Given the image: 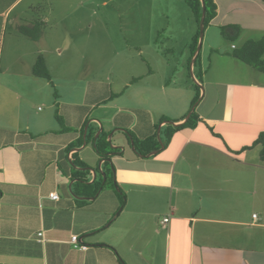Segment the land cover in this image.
<instances>
[{
  "label": "crops",
  "instance_id": "0c3cea01",
  "mask_svg": "<svg viewBox=\"0 0 264 264\" xmlns=\"http://www.w3.org/2000/svg\"><path fill=\"white\" fill-rule=\"evenodd\" d=\"M147 1L0 0V264H264V161L255 145L264 73L229 55L264 38V0H214L204 32L223 42L210 40L201 61L199 121L143 158L130 139L183 124L195 97L186 59L167 72ZM229 25L241 30L237 44L220 33ZM136 39L141 46L130 44ZM39 58L48 79L33 75ZM100 127L115 147L105 162L118 190L100 188L78 204L71 159L90 183L86 168L97 172L102 160L87 149ZM73 235L88 249H73Z\"/></svg>",
  "mask_w": 264,
  "mask_h": 264
},
{
  "label": "trees",
  "instance_id": "16d2710c",
  "mask_svg": "<svg viewBox=\"0 0 264 264\" xmlns=\"http://www.w3.org/2000/svg\"><path fill=\"white\" fill-rule=\"evenodd\" d=\"M185 5L189 8L190 13L193 16L194 22L196 23L197 30L195 34L193 35L189 48V58L186 62V69L189 72V65L190 60L196 50L197 43H198V37H199V22L201 18L202 13V7H201V1L200 0H183ZM205 7H206V13H205V20H204V29L210 25V23L213 21V19L216 17V4L214 0H204ZM220 33L222 37L227 39L229 42L238 40L241 35V30L236 25H229V26H223L220 27ZM231 57L234 59L240 61L241 63L248 65L252 68L257 69L258 71H261L264 73V38L261 40H249L245 42L240 48H236L233 50L230 54ZM198 67V80L199 83H203L202 78L207 70V67L203 70L201 68V50L199 55L197 56V59L193 66V73L195 68ZM33 75L37 77H41L44 79H48L49 75L48 72L44 66L43 60L39 58L34 66L33 69ZM196 78V79H198ZM197 91L195 93V97L191 103V108L196 104L199 96H200V89H198L197 86H195ZM163 121H166L165 118H161L159 120V123H162ZM199 119L197 116V113L195 110L191 113L190 118L185 123L179 125V126H171L167 125L163 131L160 132V139L164 146H166L171 138V136L176 132L184 128H194L196 124L198 123ZM157 128V127H156ZM91 138V135L87 132L86 139ZM134 142V147L137 152L141 153V155H147L150 152L154 150H158L160 148V143L157 140L156 133L144 140H137L134 137H132ZM79 143H75L74 145H78ZM95 151L97 152L99 158L101 160L109 159L110 157H106V148L109 146V143L107 142V137L105 133H101L99 138L95 141ZM73 145V146H74ZM255 145L261 146V160L264 161V130L259 133L258 138L255 141ZM73 165L78 166L80 168L85 167L84 163L79 161L78 158H72L71 159ZM109 164L104 163L102 167V171L105 173L106 176V182L102 184V176L99 174L98 179L94 180L92 184H87L89 175L88 171H74L71 178L72 180H77V183L74 185L73 188H71V193L73 195H76L78 197L81 196H95L97 192L100 190V188H104L106 186H110L112 188L116 187V182H114L113 178V170L111 171V168H107ZM0 197H1V190H0ZM78 204H84V200H77ZM123 204V203H122Z\"/></svg>",
  "mask_w": 264,
  "mask_h": 264
},
{
  "label": "rangeland",
  "instance_id": "374dc122",
  "mask_svg": "<svg viewBox=\"0 0 264 264\" xmlns=\"http://www.w3.org/2000/svg\"><path fill=\"white\" fill-rule=\"evenodd\" d=\"M133 1H141V0H130L131 3ZM147 3L151 6L150 8V21L151 25L154 26L157 31L158 35L156 41L158 43L157 46H159L161 49L165 50L168 49L167 51V58L169 60L170 68H167V72H169V69L171 67H177L178 71H181V66L186 59V61L189 58V53L186 50V47H189L191 38L193 33L195 34L197 30L196 23L194 22L193 16L190 13L189 8L185 5L183 0H149ZM184 12H188L189 18L185 17ZM136 27L135 26H130V31H134ZM164 30V31H162ZM215 39L218 42H223L222 38L219 36V33L216 31L214 34L212 31L207 29L204 32L203 36V46L201 50V61L202 66L207 65V46L209 44V41ZM133 41V42H132ZM238 40L231 41L229 43L231 44H237ZM132 43L131 45L135 46H141V40H131ZM216 44V42L214 43ZM188 45V46H187ZM144 53V52H143ZM147 60V56L145 58ZM157 59V58H156ZM156 59H152L151 64H154ZM99 62L106 61L103 59H99ZM148 61V60H147ZM149 62V61H148ZM155 64H158L156 67V70L161 71L164 68V65L161 61L158 60V63L155 62ZM201 68L204 70L205 67ZM154 67V66H153ZM116 71L119 72L122 70V67L120 66L119 63H117ZM84 70V67H83ZM183 70V69H182ZM184 76L188 84H192L193 90L196 93L197 89L195 86H197V83L193 79V77L190 74V71L188 72L186 67H184ZM180 74V73H179ZM175 75V71H171V78ZM194 78H198V67L195 68L194 70ZM169 77V76H167ZM175 78L171 79L173 81ZM184 79V80H185ZM169 80V79H168ZM200 81V79H196V81ZM198 87V86H197ZM198 89H200L198 87ZM204 90V89H203ZM203 94V93H202ZM202 94L199 96L196 104L200 101ZM124 96V94H123ZM122 102V101H121ZM195 104V105H196ZM41 107V106H40ZM42 108V107H41ZM158 127V126H157ZM111 145H113L111 143ZM93 149L94 147L90 146L88 147L87 151L90 152V154L93 156ZM99 166V165H98ZM115 182V180H114ZM116 187H117V183ZM109 186V185H108ZM114 187V189L117 191L118 189Z\"/></svg>",
  "mask_w": 264,
  "mask_h": 264
},
{
  "label": "water",
  "instance_id": "95a60500",
  "mask_svg": "<svg viewBox=\"0 0 264 264\" xmlns=\"http://www.w3.org/2000/svg\"><path fill=\"white\" fill-rule=\"evenodd\" d=\"M200 1H201L202 13H201V18H200V22H199V37H198V43H197L196 50H195V52H194V54H193V56H192V58H191V60H190V65H189V71H190V74H191V76L193 77V79L195 80L196 83H197L198 81H196V79L194 78V75H193V74H194V73H193V66H194V63H195V61H196V59H197V56L199 55L200 50H201V48H202V43H203L202 41H203V36H204V20H205V13H206V7H205L204 0H200ZM197 86L201 89V92L204 93V90H203V86H202V84L198 82V83H197ZM202 93H201V94H202ZM202 95H203V94H202ZM193 110H195V105L190 109V111H189L188 114L186 115V117H185L183 123H185L186 121H188V119L190 118L191 113L193 112ZM167 123H169V124H171V125H174L172 122H167ZM174 126H176V125H174ZM85 130H86V129H85ZM101 132H102V128L100 127L99 131H98V132L96 133V135H95V141L99 138ZM156 136H157V140H158V142L160 143V148H159L158 150L152 151V152H150V153L147 154V155H141L140 153H138V152L136 151V149H135V147H134V142H133V140L130 139V146H131L133 152H135L139 157H143V158H148V157H151V156L155 155L160 149L163 148V144H162L161 139H160V126L158 127V130H157ZM107 142L109 143V148H112V149L115 148V147H113V146L111 145V134H109V135L107 136ZM83 145H85V143H84ZM94 147H95V144H94ZM119 149H120L121 151H123V147H119ZM111 154H112V153H110V152H106V153H105L106 157H110ZM105 161H108V162H109V159L102 160V161L99 163V166H98V168H97V172L102 176V184H104V183L106 182V176H105V173L102 171V167H101V163H103V162H105ZM74 167H75V166H74ZM75 168L78 169V170H81V171L84 170V168H78V167H75ZM86 169H88L89 171H91V172H92V175H93V176H92V177H93L92 181H91L90 183H87V184H92V183L94 182V180H95L94 178H95L97 172H96V170H93V169H89V168H86ZM69 191L71 192V183H70V185H69ZM100 191H101V189L97 192L96 196L99 194ZM71 194H72V193H71ZM72 195H73V194H72ZM73 196H74L75 198L79 199V200H93V199H94V197H78V196H76V195H73ZM111 221H112V220H111ZM109 223H110V222H109ZM109 223H108V224H109Z\"/></svg>",
  "mask_w": 264,
  "mask_h": 264
},
{
  "label": "built area",
  "instance_id": "2783aa9c",
  "mask_svg": "<svg viewBox=\"0 0 264 264\" xmlns=\"http://www.w3.org/2000/svg\"><path fill=\"white\" fill-rule=\"evenodd\" d=\"M233 48H234V46H233ZM48 197L51 199V200H57L58 199V195H57V193H50L49 195H48ZM253 218H256V215H253ZM169 221V217H165L163 220H162V224H165V223H167ZM37 236H38V242H43V240L41 239L42 238V233L41 232H39L38 234H37ZM70 245H71V247L73 248V249H75V250H81V251H85V250H87L88 249V247L86 246V245H83L81 242H80V240L78 239V236H76V235H73V236H71V238H70Z\"/></svg>",
  "mask_w": 264,
  "mask_h": 264
}]
</instances>
